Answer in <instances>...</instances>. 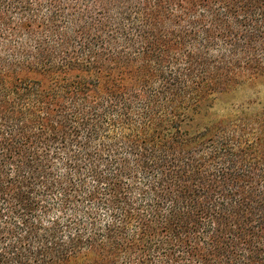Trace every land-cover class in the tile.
<instances>
[{
	"label": "trees",
	"instance_id": "1",
	"mask_svg": "<svg viewBox=\"0 0 264 264\" xmlns=\"http://www.w3.org/2000/svg\"><path fill=\"white\" fill-rule=\"evenodd\" d=\"M264 0H0V264H264Z\"/></svg>",
	"mask_w": 264,
	"mask_h": 264
},
{
	"label": "rangeland",
	"instance_id": "2",
	"mask_svg": "<svg viewBox=\"0 0 264 264\" xmlns=\"http://www.w3.org/2000/svg\"><path fill=\"white\" fill-rule=\"evenodd\" d=\"M264 113V76L215 96L207 117L211 120L235 118L247 114L257 117Z\"/></svg>",
	"mask_w": 264,
	"mask_h": 264
}]
</instances>
